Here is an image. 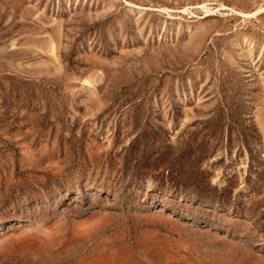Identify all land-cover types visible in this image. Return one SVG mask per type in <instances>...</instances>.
<instances>
[{"label": "rangeland", "instance_id": "374dc122", "mask_svg": "<svg viewBox=\"0 0 264 264\" xmlns=\"http://www.w3.org/2000/svg\"><path fill=\"white\" fill-rule=\"evenodd\" d=\"M0 264H264V0H0Z\"/></svg>", "mask_w": 264, "mask_h": 264}, {"label": "bare ground", "instance_id": "6f19581e", "mask_svg": "<svg viewBox=\"0 0 264 264\" xmlns=\"http://www.w3.org/2000/svg\"><path fill=\"white\" fill-rule=\"evenodd\" d=\"M258 13V12H257ZM257 13H255L254 15H256ZM254 15H252V14H246L245 16H248V17H250V16H254Z\"/></svg>", "mask_w": 264, "mask_h": 264}]
</instances>
